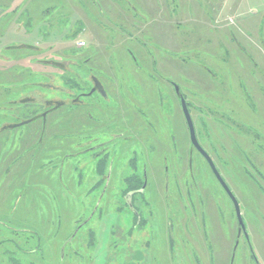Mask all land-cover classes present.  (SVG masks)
<instances>
[{"label":"rangeland","instance_id":"374dc122","mask_svg":"<svg viewBox=\"0 0 264 264\" xmlns=\"http://www.w3.org/2000/svg\"><path fill=\"white\" fill-rule=\"evenodd\" d=\"M218 1L0 0V241L24 264H264L247 164L264 177V0ZM91 75L109 98L74 104ZM168 81L238 202L234 254V208Z\"/></svg>","mask_w":264,"mask_h":264},{"label":"flooded vegetation","instance_id":"af4514ba","mask_svg":"<svg viewBox=\"0 0 264 264\" xmlns=\"http://www.w3.org/2000/svg\"><path fill=\"white\" fill-rule=\"evenodd\" d=\"M217 3H219V1L217 0ZM217 7H221V5H219V4H217L216 5V12L218 13V14H220L219 12H220V9H218ZM13 48H15V47H13ZM16 48L17 49H24V50H26V51H31V50H36V48L34 47V46H32V45H28V44H25V43H21L20 45H18V46H16ZM67 64H69V63H67ZM51 65H54L55 67H58V68H60V70H61V72H63V68H64V66H62V63H51ZM62 68V69H61ZM47 76V75H46ZM90 77V76H89ZM89 89L87 90V91H85V92H79L78 94H77V98L74 100V104H81L82 105V98H87V97H93V96H96V97H99L100 98V100H103L104 101V99L106 98H109V94H108V91H107V89H106V86L104 85V83H103V81H102V78H97V77H95V76H92L91 75V77H90V80H89ZM176 84L174 83V82H172V81H168V86H169V88H170V90L169 91H171L172 93H173V97L175 98V100H177L178 101V106H179V108H180V110H181V107H180V99L177 97V95H176V92H175V89H174V86H175ZM168 91V92H169ZM179 91H180V89H179ZM180 94L182 95V93L180 92ZM183 96V98H184V100H185V102H186V104H187V107H188V110H190V106H189V103L187 102V100H186V98L184 97V95H182ZM26 101H28V103L31 101V100H26ZM25 101V102H26ZM73 101V100H72ZM58 103V104H57ZM54 104H57V105H61L59 102H55ZM45 105L46 106H48V105H51V103L50 102H47L46 101V103H45ZM58 107V106H57ZM56 107V108H57ZM126 110V109H125ZM125 110H124V112H118L117 110H108V111H112V113H114V114H116V113H118L119 115H120V117H122L121 116V114H123V115H126V112H125ZM48 110L46 109V112H47ZM107 111V112H108ZM130 115H131V112H130ZM41 117L43 118V120H44V118H45V114H42L41 115ZM90 117H92V115L90 114ZM131 117H132V115H131ZM33 121V119H26V120H24V122H22V123H20V124H18V125H15L14 127L15 128H17V127H19V126H23V125H28V124H30L31 122ZM14 127H11V129L12 128H14ZM7 129H10V127H7L6 125H4V127L3 128H1L0 129V133L1 132H4V131H6ZM112 138H110L113 142H115V141H119V140H125V136H122V135H113V136H111ZM110 140V141H111ZM109 141V140H108ZM255 142V141H254ZM258 143V142H257ZM100 144H102V145H100ZM104 145H107V141H105V142H100V143H97V146L98 147H101V146H104ZM191 145V144H190ZM192 147V146H191ZM97 148V147H96ZM104 150V149H103ZM204 151H205V149H204ZM101 152V151H100ZM196 152V151H195ZM206 152V151H205ZM197 153V152H196ZM207 153V152H206ZM100 154V153H99ZM199 156H201L199 153H197ZM208 154V153H207ZM209 155V154H208ZM210 156V155H209ZM211 158V157H210ZM207 164V163H206ZM208 166V165H207ZM164 171L166 172L167 171V168H165L164 169ZM214 177V176H213ZM215 179V178H214ZM216 180V179H215ZM217 182V181H216ZM218 183V182H217ZM220 186V185H219ZM236 234H237V232H236Z\"/></svg>","mask_w":264,"mask_h":264},{"label":"water","instance_id":"95a60500","mask_svg":"<svg viewBox=\"0 0 264 264\" xmlns=\"http://www.w3.org/2000/svg\"><path fill=\"white\" fill-rule=\"evenodd\" d=\"M174 89H175L177 97L180 99V107H181V111H182V114H183L187 129H188L189 140H190V144H191L192 148L197 153H199L201 155V157L206 161V163H207L210 171L212 172L214 178L216 179V181L218 182V184L220 185V187L222 188L224 193L227 195V197L229 198V200L232 203V206L234 208L235 216H236V222H237V234H236L235 245H234V248H233V254H234V251L236 249V246L238 244L240 236L241 235L246 236V234H245V226H244L243 220L241 218V213H240L238 202L235 199V197L233 196V194L230 191L229 187L226 185V183L224 182V180L220 176V174L217 171V169H216L212 159L210 158V156L199 145L197 137H196V133H195L194 124H193L190 112L188 110L187 104H186L183 96L180 94L179 87L177 85H175ZM139 192L142 193L143 192V188Z\"/></svg>","mask_w":264,"mask_h":264},{"label":"trees","instance_id":"16d2710c","mask_svg":"<svg viewBox=\"0 0 264 264\" xmlns=\"http://www.w3.org/2000/svg\"><path fill=\"white\" fill-rule=\"evenodd\" d=\"M254 140V139H253ZM255 141V140H254ZM253 141V142H254ZM253 146L256 145V141L255 143H253ZM236 148L237 150L240 151V148L238 145H236ZM244 153V152H243ZM245 154V153H244ZM250 159L248 160L247 164H249L251 166V168H254V172L256 173L257 177L261 180V181H264V177L262 175V173L256 168V167H253L252 163L250 162ZM203 160V159H202ZM204 161V160H203ZM222 161V160H221ZM205 162V161H204ZM206 164V163H205ZM207 165V164H206ZM241 169L243 170V174L246 175V177L249 179L251 176H250V173H249V169L244 166L243 163H241ZM208 167V166H207ZM188 170H192V164H191V161L189 160L188 162V167H187ZM208 170L209 172L211 173L212 177H213V174L212 172L210 171L209 167H208ZM214 179V177H213ZM222 179L224 180V177H222ZM250 180V179H249ZM254 180V177L252 176V181ZM214 181L216 182V180L214 179ZM216 184L219 186V184L216 182ZM142 182H140V186L135 189L136 192H139L141 189H142ZM219 188L222 190V188L219 186ZM260 188V187H259ZM222 193H224V191L222 190L221 191ZM264 194V191L262 192ZM143 194V192H142ZM225 196H227L225 193H224ZM229 199V198H228ZM232 204V203H231ZM236 227H237V222H236ZM19 233H21V231L19 230H10L9 231V234H16V235H19ZM242 236V235H241ZM8 246H11L12 250L10 248H8ZM37 245H35V247H32L34 249H29L30 251H33V250H36ZM38 247V246H37ZM38 250V249H37ZM22 251V248H18V251H17V241H14L13 238H11V240H3L2 242L0 241V264H24V263H27L28 259H24V258H20L18 256H20L18 253ZM29 263V262H28ZM33 264H36V263H33Z\"/></svg>","mask_w":264,"mask_h":264}]
</instances>
